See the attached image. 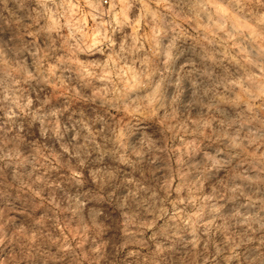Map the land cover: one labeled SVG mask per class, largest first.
<instances>
[{"label": "clouds", "instance_id": "1", "mask_svg": "<svg viewBox=\"0 0 264 264\" xmlns=\"http://www.w3.org/2000/svg\"><path fill=\"white\" fill-rule=\"evenodd\" d=\"M0 264H264V0H0Z\"/></svg>", "mask_w": 264, "mask_h": 264}]
</instances>
